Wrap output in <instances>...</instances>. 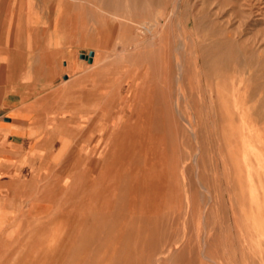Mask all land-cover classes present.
<instances>
[{"label":"rangeland","instance_id":"374dc122","mask_svg":"<svg viewBox=\"0 0 264 264\" xmlns=\"http://www.w3.org/2000/svg\"><path fill=\"white\" fill-rule=\"evenodd\" d=\"M2 35L0 264H264V0H0Z\"/></svg>","mask_w":264,"mask_h":264},{"label":"crops","instance_id":"0c3cea01","mask_svg":"<svg viewBox=\"0 0 264 264\" xmlns=\"http://www.w3.org/2000/svg\"><path fill=\"white\" fill-rule=\"evenodd\" d=\"M3 35L0 38V96H3V81L13 82L17 85L10 84L6 89L5 96H21L23 94L22 85L18 84L24 77L25 73V56H24V48L23 43L20 44L18 41L11 42V50H9L6 55L3 57ZM43 45V49L49 48ZM40 59L44 61L42 64L40 63ZM56 58L50 54L46 55V57H40L35 67L34 71L41 73L42 71H46L49 76H52L56 73ZM42 66V67H41ZM46 67V69H44Z\"/></svg>","mask_w":264,"mask_h":264},{"label":"bare ground","instance_id":"6f19581e","mask_svg":"<svg viewBox=\"0 0 264 264\" xmlns=\"http://www.w3.org/2000/svg\"><path fill=\"white\" fill-rule=\"evenodd\" d=\"M41 49H43V48H41ZM85 66H86V65H85ZM72 67H74V66H72ZM72 67H71V68H72ZM69 69H70V68H69ZM59 71H61V70H59ZM67 71H68V70H67ZM69 71H70V70H69ZM73 79H74V78H73ZM79 80H80V78H79ZM70 81H71V80H70ZM74 81H75V80H74ZM74 81H72V84H71V83H67V85H65V86H68V85H70V84L73 85V82H74ZM80 81H81V80H80ZM80 81H78V82H80ZM84 84H85V82H84ZM77 85H78V84H77ZM77 85H76V86H77ZM80 85H81V84H80ZM69 88H70V87H69ZM63 90H64V89H63ZM63 90H62V91H63ZM74 90H75V89H74ZM60 91H61V90H60ZM58 93H59V92H58ZM75 94H76V93H75ZM70 95L72 96V94H70ZM94 118H95V116H94ZM92 121H93V120H92ZM22 122H23V121H22ZM127 122H128V121H127ZM59 123H60V122H59ZM54 128H55V127H54ZM66 141H67V140H66ZM69 143H70V142H69ZM62 150H63V149H62ZM69 158H70V157H69ZM1 179H3V178H2V175H0V186L3 185V181H2ZM17 181H18V180H17ZM72 181H73V180H72ZM12 182H13V181H12ZM15 182H16V181H15ZM16 183H17V182H16ZM16 189H17V188H16ZM2 196H3V195H2ZM14 206H15V205H14ZM14 206H13V208H14ZM48 224H49V223H48ZM49 230H50V228H49ZM49 233H50V231H49ZM45 234H47V233H45ZM45 236H46V235H45ZM45 236H44V237H45ZM48 236H49V235H48ZM47 238H48V237H47ZM47 238H46V239H47ZM50 240H52V239H50ZM29 247H30V246H29ZM29 249H30V248H29Z\"/></svg>","mask_w":264,"mask_h":264},{"label":"water","instance_id":"95a60500","mask_svg":"<svg viewBox=\"0 0 264 264\" xmlns=\"http://www.w3.org/2000/svg\"><path fill=\"white\" fill-rule=\"evenodd\" d=\"M92 55H93V53L90 52L89 55L86 56V57H85L83 54H82L81 56L85 57L89 62H91V60H92Z\"/></svg>","mask_w":264,"mask_h":264}]
</instances>
